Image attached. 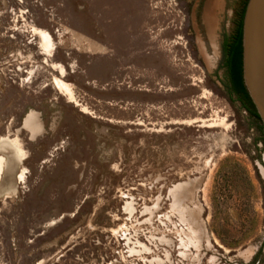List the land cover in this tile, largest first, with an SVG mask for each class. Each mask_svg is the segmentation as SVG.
I'll use <instances>...</instances> for the list:
<instances>
[{
	"label": "rangeland",
	"instance_id": "rangeland-1",
	"mask_svg": "<svg viewBox=\"0 0 264 264\" xmlns=\"http://www.w3.org/2000/svg\"><path fill=\"white\" fill-rule=\"evenodd\" d=\"M213 1L0 0V264H264L248 0Z\"/></svg>",
	"mask_w": 264,
	"mask_h": 264
},
{
	"label": "water",
	"instance_id": "water-1",
	"mask_svg": "<svg viewBox=\"0 0 264 264\" xmlns=\"http://www.w3.org/2000/svg\"><path fill=\"white\" fill-rule=\"evenodd\" d=\"M242 79L264 128V0H248L244 11Z\"/></svg>",
	"mask_w": 264,
	"mask_h": 264
},
{
	"label": "trees",
	"instance_id": "trees-1",
	"mask_svg": "<svg viewBox=\"0 0 264 264\" xmlns=\"http://www.w3.org/2000/svg\"><path fill=\"white\" fill-rule=\"evenodd\" d=\"M227 51V67L229 68V73L233 77L232 80L235 82V84L240 88V91L242 94L245 96L248 104L250 105L252 109V115L257 119L260 120L258 114L255 111L254 106L252 105L250 98L247 94V91L244 87L243 84V79H242V20L238 26L237 32L229 46V50L226 49ZM236 59L238 61L236 70H234L231 67L232 61Z\"/></svg>",
	"mask_w": 264,
	"mask_h": 264
},
{
	"label": "crops",
	"instance_id": "crops-1",
	"mask_svg": "<svg viewBox=\"0 0 264 264\" xmlns=\"http://www.w3.org/2000/svg\"><path fill=\"white\" fill-rule=\"evenodd\" d=\"M24 126L29 129L32 134H35L37 132L38 126L33 114L27 116Z\"/></svg>",
	"mask_w": 264,
	"mask_h": 264
},
{
	"label": "bare ground",
	"instance_id": "bare-ground-1",
	"mask_svg": "<svg viewBox=\"0 0 264 264\" xmlns=\"http://www.w3.org/2000/svg\"><path fill=\"white\" fill-rule=\"evenodd\" d=\"M215 4H216V3H215V0H214V1L211 3V6H210V8H209L208 15L206 14L208 20H210V19L212 20V15H213V11H214ZM206 12H207V11H206ZM206 12H205V13H206ZM208 23H209V25H210L211 21H208Z\"/></svg>",
	"mask_w": 264,
	"mask_h": 264
}]
</instances>
